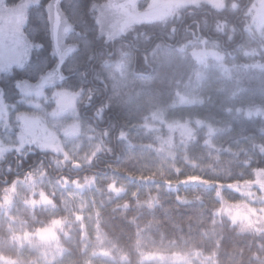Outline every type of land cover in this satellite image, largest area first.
I'll list each match as a JSON object with an SVG mask.
<instances>
[{
  "label": "trees",
  "instance_id": "trees-1",
  "mask_svg": "<svg viewBox=\"0 0 264 264\" xmlns=\"http://www.w3.org/2000/svg\"><path fill=\"white\" fill-rule=\"evenodd\" d=\"M56 1L68 51H54V0H32L1 101L57 73L100 148L79 169L33 137L0 155V264H264V0L202 3L112 40L97 23L108 0Z\"/></svg>",
  "mask_w": 264,
  "mask_h": 264
},
{
  "label": "rangeland",
  "instance_id": "rangeland-1",
  "mask_svg": "<svg viewBox=\"0 0 264 264\" xmlns=\"http://www.w3.org/2000/svg\"><path fill=\"white\" fill-rule=\"evenodd\" d=\"M222 2L223 0H108L98 7L97 23L100 34L107 40H112L128 32L136 23L166 21L177 17L181 11L202 3L221 8ZM29 4H32V0H22L17 7L5 10L0 0V71L20 66L24 62L27 45L21 37L20 25ZM51 8L54 51L63 58L68 51L63 45L68 27L57 12L56 0ZM255 19L260 23L264 21V2L258 3ZM56 79L57 73H52L33 86L23 85L21 99L9 106L2 103L0 95V155L32 137L42 149L63 154L65 162L74 169L88 164L98 152V132L84 125L77 112V104L83 99V94L78 90L56 87ZM180 100L190 102L188 98ZM260 184L264 186V179ZM236 212L242 216L255 215L247 205L236 207ZM258 214L263 219L264 214Z\"/></svg>",
  "mask_w": 264,
  "mask_h": 264
}]
</instances>
